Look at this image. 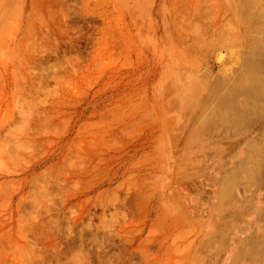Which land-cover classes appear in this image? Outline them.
<instances>
[{
	"label": "rangeland",
	"instance_id": "1",
	"mask_svg": "<svg viewBox=\"0 0 264 264\" xmlns=\"http://www.w3.org/2000/svg\"><path fill=\"white\" fill-rule=\"evenodd\" d=\"M262 14L264 0H0V264H263L237 246L264 238L247 211L264 164L235 167L264 118L209 127L204 102L244 67Z\"/></svg>",
	"mask_w": 264,
	"mask_h": 264
},
{
	"label": "bare ground",
	"instance_id": "2",
	"mask_svg": "<svg viewBox=\"0 0 264 264\" xmlns=\"http://www.w3.org/2000/svg\"><path fill=\"white\" fill-rule=\"evenodd\" d=\"M242 4V3H241ZM247 10L250 7L246 6ZM245 13L248 11L243 10ZM264 16V14H262ZM251 55L247 59L244 67L228 81L226 89L217 93L218 83L215 86L208 88L204 102L209 97L215 94V105L210 109L205 119L210 124L209 127L224 126L226 128L236 127L240 133L251 127L259 118H264V33L260 34L250 41ZM220 85H222L219 82ZM264 137V131L256 135V138L251 142L246 149L245 159L240 162L235 170L247 168V161L253 157H258L262 165L264 164V146L261 143ZM231 176V175H230ZM247 179V180H246ZM243 181H247L249 185H259L260 178H256L253 173L249 176H243ZM233 182L227 178L223 183V194H232ZM233 195V194H232ZM249 210H255L257 214L262 213L264 217V205H248ZM250 223V222H248ZM264 228V222L261 224ZM255 234V233H254ZM229 232H226L221 238L226 244L229 239ZM258 235L253 237L249 233L245 237H241L238 241H243L237 249L241 248L244 254L252 255L256 259L264 260V238L258 239ZM217 243V241H215ZM264 264V263H263Z\"/></svg>",
	"mask_w": 264,
	"mask_h": 264
}]
</instances>
